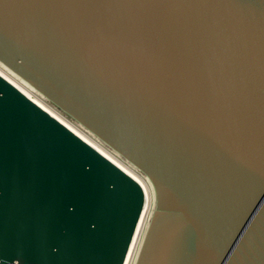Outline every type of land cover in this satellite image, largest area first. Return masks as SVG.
Segmentation results:
<instances>
[{
	"label": "water",
	"instance_id": "95a60500",
	"mask_svg": "<svg viewBox=\"0 0 264 264\" xmlns=\"http://www.w3.org/2000/svg\"><path fill=\"white\" fill-rule=\"evenodd\" d=\"M0 66L146 181L133 264H264V0H0ZM145 205L0 75V264H126Z\"/></svg>",
	"mask_w": 264,
	"mask_h": 264
},
{
	"label": "bare ground",
	"instance_id": "6f19581e",
	"mask_svg": "<svg viewBox=\"0 0 264 264\" xmlns=\"http://www.w3.org/2000/svg\"><path fill=\"white\" fill-rule=\"evenodd\" d=\"M0 75L6 78L9 82H11L14 86H16L19 90H21L24 94H26L29 98H31L34 102H36L39 106H41L44 110H46L52 116H54L56 119L62 122L65 126H67L70 130H72L80 138H82L88 144H90L95 149H97L101 154H103L109 160L114 162L117 166H119L122 170H124L127 174H129L137 182H139L140 185L143 187L146 193V205H145L144 212L142 214L134 241L132 243V246H131L127 261H126V264H133L138 248H139V245H140V242H141V239H142V236H143V233L146 228V224L148 221V217L151 211L152 201H153L151 190L148 184L146 183V181L141 176H139L136 172L131 170L129 167H127L122 162H120L118 159H116L113 155H111L108 151H106L104 148L98 145L88 135H86L82 130H80L78 127H75L73 124H71L66 119H64L60 114H58L55 110L49 107L43 100H41L31 89H29L26 85H24L22 82L16 79L13 75H11L1 66H0Z\"/></svg>",
	"mask_w": 264,
	"mask_h": 264
},
{
	"label": "rangeland",
	"instance_id": "374dc122",
	"mask_svg": "<svg viewBox=\"0 0 264 264\" xmlns=\"http://www.w3.org/2000/svg\"><path fill=\"white\" fill-rule=\"evenodd\" d=\"M64 118V117H63ZM64 119H66V118H64ZM68 122H70L71 124H73L70 120H68V119H66ZM74 125V124H73ZM75 126V125H74ZM76 127V126H75Z\"/></svg>",
	"mask_w": 264,
	"mask_h": 264
}]
</instances>
